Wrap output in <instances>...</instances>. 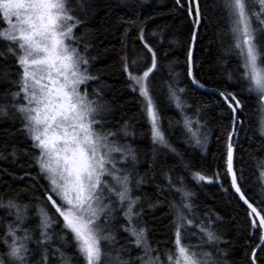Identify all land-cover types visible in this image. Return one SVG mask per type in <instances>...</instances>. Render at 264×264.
<instances>
[{
    "label": "snow or ice",
    "instance_id": "1",
    "mask_svg": "<svg viewBox=\"0 0 264 264\" xmlns=\"http://www.w3.org/2000/svg\"><path fill=\"white\" fill-rule=\"evenodd\" d=\"M148 2L0 0V85H6L0 94V125H9L0 127V160L23 172L16 176L0 169V174L25 181L24 191L31 193L27 203L0 196V264H230L237 248L218 231L224 217L198 215L196 194L183 177L174 181L170 168L161 166L165 184L155 181L161 156L184 158L169 140L154 95L153 73L160 61L154 41L164 43L169 25H157L159 30L149 34V21L156 16L140 15ZM119 7L137 11L134 16L116 14ZM212 7L219 8L227 25L218 32V38L230 37L224 54L235 55L241 69L238 77L229 73L230 83L222 88H207L195 72L193 46L208 20L201 0H172L168 8L169 15L184 17L192 26L186 76L217 98L224 125L222 168L207 175L192 171L188 161L183 166L197 184L219 185L237 200L246 221L239 248L243 264H264V161L257 165L260 197L250 199L242 187L244 168L242 163L237 166V156L242 139L253 138L246 128L244 98L231 87L235 82L254 94L264 113V0H214ZM117 32L116 54L125 86L148 125L150 152L133 147L143 135L135 124L121 118L114 126L117 105L105 99L109 86L102 79L103 69L96 67L115 50L110 37ZM141 64L146 65L142 72L137 70ZM165 83L169 102L182 117L178 123L184 143L206 154L210 130L202 115L207 105L189 116L192 105L178 79ZM259 135L258 149L264 150V118ZM141 163L148 165L144 173L139 171ZM149 183H155V193L145 190ZM167 192H175L179 200L168 199L171 239L161 248L150 240L147 217L162 206ZM189 235L198 242H186Z\"/></svg>",
    "mask_w": 264,
    "mask_h": 264
},
{
    "label": "trees",
    "instance_id": "2",
    "mask_svg": "<svg viewBox=\"0 0 264 264\" xmlns=\"http://www.w3.org/2000/svg\"><path fill=\"white\" fill-rule=\"evenodd\" d=\"M101 4L105 0H99ZM115 5L117 0H110ZM214 0H201V7L208 20L197 32V40L193 48V59L196 64L195 72L197 78L204 83L207 88L224 87L230 82L227 79L229 73L234 77L240 74L239 60L235 55L225 56L224 49L228 47L230 37L222 36L218 38V32L226 31L227 25L222 18V12L219 8H213ZM172 5V0H149L142 9H140L141 17L152 13L156 16L155 21H149L148 32L159 30L157 25L167 23L169 27L165 33L164 43L161 45L158 41H154V46L157 48L160 56L159 69L153 73L155 77L154 95L160 108L161 122L166 130L170 142L183 155L184 160L181 161L177 156L168 153L160 157V164L155 169V181L160 184H165L166 181L161 175V166L171 169V176L175 181L177 177H183L185 185L193 191L196 195L194 202L198 215L217 213L224 217L222 225H217L218 231L225 238L232 240L236 245L237 251L230 256V264H243L242 252L239 251L243 240L240 239V234L244 232L246 221L244 213L237 205L236 199H230L219 188V185L197 184L193 180L191 172L186 170L183 166L185 161L191 163L192 171H201L207 175H211L220 168H222L221 155L224 152L223 144V122L219 117L221 113L218 110L217 98L206 92L204 89L194 88L189 78L186 76V56L189 43L191 41L192 26L188 19L184 17L175 18L169 15L168 8ZM136 8L133 7L131 11L119 7L116 8V14L134 16ZM103 11L100 15L103 16ZM115 15L113 16V21ZM119 33L116 36L110 37L111 44L115 45V50L108 53L107 58L97 62L96 67L103 69L102 79L109 86L105 90V99L113 101L117 105V113L114 121V126H119L121 118L135 124L136 129L143 135L133 141V147L151 151V142L147 133L148 125L143 122L140 106L134 99V94L130 93L126 88V81L124 74L121 71L119 64V57L117 51L119 50ZM151 40V36L149 35ZM175 43H169V41ZM167 52V56L164 55ZM146 69V65L141 64L137 69L142 72ZM171 73V76H170ZM170 78H177L179 86L185 89L184 98L187 103L192 105V108L187 110L189 116L193 115L195 108L203 107L202 119L207 121V128L210 130V140L208 143L207 153L200 152L199 149L188 147L184 143L182 135V124L178 123L182 117L179 110L174 104L169 102L167 94L166 81ZM231 87L235 88L239 95L244 98V118L246 119V128L248 135L252 137V141L242 139L243 150H238L237 166L241 163L244 168V181L242 184L244 192L249 198H259L261 187L258 180L259 168L258 162L264 161V150L258 149L261 142L259 135L261 111L255 98L251 96L247 90L235 82H231ZM6 85H0V94L4 93ZM2 100V95H0ZM225 113V117H226ZM171 122V127L169 126ZM18 126V125H17ZM0 127H9L8 124H2ZM131 141L132 138L130 137ZM240 155L243 160H240ZM148 168L147 163L139 165V171L144 173ZM0 169H7L8 173L19 176L23 172L18 165H14L8 161L0 160ZM13 175L7 173L0 174V196L7 199L8 197H17L25 203L31 198V193L24 191L26 182L20 179H13ZM152 178L149 177V180ZM227 186V185H226ZM145 190L148 193H155L157 191L155 183L145 185ZM167 199H164L162 206L157 209L154 215L147 217L148 226L150 228V240L153 246L159 245L164 247L165 241L171 239V232L168 225L171 217L168 215L169 209L167 207L168 199L179 200L178 194L175 192H167ZM163 199V198H162ZM239 212V216L235 222L231 220ZM4 215V210L0 209V216ZM29 223H34L30 221ZM186 242L196 244L197 238L189 235ZM264 256V253H261Z\"/></svg>",
    "mask_w": 264,
    "mask_h": 264
},
{
    "label": "bare ground",
    "instance_id": "3",
    "mask_svg": "<svg viewBox=\"0 0 264 264\" xmlns=\"http://www.w3.org/2000/svg\"><path fill=\"white\" fill-rule=\"evenodd\" d=\"M193 48H194V46H193ZM189 81H190V79H189ZM190 83H191V81H190ZM191 85H192L194 88H196V89H200V88L196 87L195 85H193L192 83H191ZM204 90H205V89H204Z\"/></svg>",
    "mask_w": 264,
    "mask_h": 264
},
{
    "label": "rangeland",
    "instance_id": "4",
    "mask_svg": "<svg viewBox=\"0 0 264 264\" xmlns=\"http://www.w3.org/2000/svg\"><path fill=\"white\" fill-rule=\"evenodd\" d=\"M261 115H262V116H261V119L264 118V113H262ZM259 170H260V169H259Z\"/></svg>",
    "mask_w": 264,
    "mask_h": 264
}]
</instances>
